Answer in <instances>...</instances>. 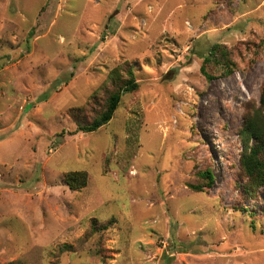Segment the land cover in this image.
<instances>
[{
  "label": "rangeland",
  "instance_id": "374dc122",
  "mask_svg": "<svg viewBox=\"0 0 264 264\" xmlns=\"http://www.w3.org/2000/svg\"><path fill=\"white\" fill-rule=\"evenodd\" d=\"M126 64L139 89L72 134ZM263 102L264 0H0V264H264L240 167Z\"/></svg>",
  "mask_w": 264,
  "mask_h": 264
},
{
  "label": "trees",
  "instance_id": "16d2710c",
  "mask_svg": "<svg viewBox=\"0 0 264 264\" xmlns=\"http://www.w3.org/2000/svg\"><path fill=\"white\" fill-rule=\"evenodd\" d=\"M219 49V46L213 48L210 56L205 58L206 65L208 63L210 64L211 59L215 57L216 54L220 55L219 59L223 62L231 61L230 54L227 51H220ZM202 73L208 80L211 79V75L207 71L206 66L202 68ZM109 80L115 90L109 92V96L104 104V109L92 120V122H88L85 118L84 114L86 109L81 108L71 111V117L77 124V130L72 134L94 133L108 125L118 110L122 98L139 89V84L135 78L134 67L128 64L115 68L110 73ZM42 98L39 99L40 103L49 100L50 97L46 96ZM96 99V96H94L93 100L96 101L95 105H98V100ZM88 106L89 103H87L85 108H88ZM240 138L244 145L243 156L240 161L243 175L264 187V112L262 110H251L244 115V123L240 130ZM204 177L206 180L208 179L209 185H212L213 176L211 171L206 172ZM65 183L71 190H80L87 186L88 177L86 173L82 172L67 173L65 176Z\"/></svg>",
  "mask_w": 264,
  "mask_h": 264
}]
</instances>
